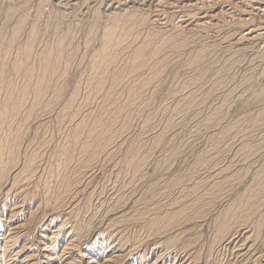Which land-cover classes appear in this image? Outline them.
Masks as SVG:
<instances>
[{"label":"rangeland","instance_id":"1","mask_svg":"<svg viewBox=\"0 0 264 264\" xmlns=\"http://www.w3.org/2000/svg\"><path fill=\"white\" fill-rule=\"evenodd\" d=\"M151 1L0 0V264H264V0Z\"/></svg>","mask_w":264,"mask_h":264},{"label":"bare ground","instance_id":"2","mask_svg":"<svg viewBox=\"0 0 264 264\" xmlns=\"http://www.w3.org/2000/svg\"><path fill=\"white\" fill-rule=\"evenodd\" d=\"M71 1H73V0H59V4L61 5V6H63V5H65V4H68V3H70ZM129 1H131L132 2V8L134 7V6H136V5H139V6H145V4L146 3H150V1L151 0H129ZM154 1V0H153ZM161 1V0H160ZM123 3V2H122ZM151 3H152V1H151ZM150 3V4H151ZM150 4H148V5H150ZM109 7H111V3L108 5ZM124 6H126V4H121V5H116L115 7H114V9H122V7H124ZM128 8H129V6H128ZM113 9V10H114ZM258 9V8H257ZM263 11H264V9H263ZM258 29H264V20L262 21V23L259 25V28ZM253 31H255V30H253ZM252 32H249L248 34H251ZM20 226H17V227H15V228H19ZM14 233V232H13ZM244 236V235H243ZM233 237V236H232ZM231 237V238H232ZM236 237H238V236H236ZM242 237V236H241ZM245 239H247V237L245 238ZM233 239H231L228 243H231V242H233L232 241ZM237 240V239H236ZM243 240V239H242ZM238 241V240H237ZM8 242V241H7ZM245 242V241H244ZM246 242H248L247 240H246ZM245 242V243H246ZM234 244H236V243H234ZM237 245V244H236ZM241 245V244H240ZM245 246V245H244ZM235 247V246H234ZM3 248V247H2ZM25 249V248H24ZM45 249V248H44ZM65 249H71L70 247H66ZM238 249V251H239V253H241V255L244 253H246V251L248 250V249H250V248H247V247H243L242 246V248L240 247V248H237ZM246 249V250H245ZM20 251L21 250H18L17 252H16V254L17 253H20ZM237 251V252H238ZM66 252V251H65ZM232 253V252H231ZM238 254V253H237ZM243 256V255H242Z\"/></svg>","mask_w":264,"mask_h":264}]
</instances>
